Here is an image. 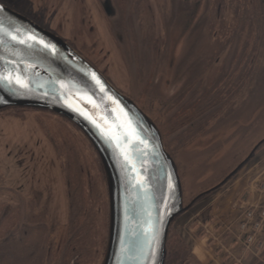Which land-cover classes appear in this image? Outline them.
I'll use <instances>...</instances> for the list:
<instances>
[{
    "label": "rangeland",
    "instance_id": "obj_1",
    "mask_svg": "<svg viewBox=\"0 0 264 264\" xmlns=\"http://www.w3.org/2000/svg\"><path fill=\"white\" fill-rule=\"evenodd\" d=\"M0 2L63 38L158 127L187 208L171 224L167 263L195 264L182 226L192 201L252 156L194 204L208 205L264 153V0ZM0 166V264H104L108 177L75 123L0 109Z\"/></svg>",
    "mask_w": 264,
    "mask_h": 264
},
{
    "label": "water",
    "instance_id": "obj_2",
    "mask_svg": "<svg viewBox=\"0 0 264 264\" xmlns=\"http://www.w3.org/2000/svg\"><path fill=\"white\" fill-rule=\"evenodd\" d=\"M0 75V109L53 111L98 151L111 209L104 264H164L170 226L185 207L176 163L155 123L63 38L1 2Z\"/></svg>",
    "mask_w": 264,
    "mask_h": 264
},
{
    "label": "crops",
    "instance_id": "obj_3",
    "mask_svg": "<svg viewBox=\"0 0 264 264\" xmlns=\"http://www.w3.org/2000/svg\"><path fill=\"white\" fill-rule=\"evenodd\" d=\"M260 181H264V153L257 155L247 171L216 194L208 205H194L187 211L189 219L182 226L188 227L193 237L195 264H226L227 258L229 264H239V259L243 264H264V255L252 260L236 238L240 211L233 207L234 202L264 204V192L257 187Z\"/></svg>",
    "mask_w": 264,
    "mask_h": 264
},
{
    "label": "built area",
    "instance_id": "obj_4",
    "mask_svg": "<svg viewBox=\"0 0 264 264\" xmlns=\"http://www.w3.org/2000/svg\"><path fill=\"white\" fill-rule=\"evenodd\" d=\"M257 187L264 192V181H260ZM240 208L243 211L238 239L242 241L246 250L259 255L264 248V204L247 202Z\"/></svg>",
    "mask_w": 264,
    "mask_h": 264
},
{
    "label": "trees",
    "instance_id": "obj_5",
    "mask_svg": "<svg viewBox=\"0 0 264 264\" xmlns=\"http://www.w3.org/2000/svg\"><path fill=\"white\" fill-rule=\"evenodd\" d=\"M205 195L201 196V197H204ZM168 244V243H167ZM177 256H178V253H177ZM169 261V250H168V245H167V256H166V260H165V263L164 264H168L167 262Z\"/></svg>",
    "mask_w": 264,
    "mask_h": 264
},
{
    "label": "snow or ice",
    "instance_id": "obj_6",
    "mask_svg": "<svg viewBox=\"0 0 264 264\" xmlns=\"http://www.w3.org/2000/svg\"><path fill=\"white\" fill-rule=\"evenodd\" d=\"M41 43H43V42H41ZM46 47H47V45H45ZM0 79H5V77H3L2 75H0ZM7 79H11V77H8ZM17 82L19 83L20 82V80H19V78H17ZM97 82L99 83V80H98V78H97Z\"/></svg>",
    "mask_w": 264,
    "mask_h": 264
},
{
    "label": "bare ground",
    "instance_id": "obj_7",
    "mask_svg": "<svg viewBox=\"0 0 264 264\" xmlns=\"http://www.w3.org/2000/svg\"><path fill=\"white\" fill-rule=\"evenodd\" d=\"M1 166H4V165H1ZM1 166H0V167H1ZM48 214H49V213L47 212V216L49 217ZM75 230L80 232V229H79V226H78V225L75 227ZM55 264H56V263H55ZM60 264H61V262H60Z\"/></svg>",
    "mask_w": 264,
    "mask_h": 264
}]
</instances>
